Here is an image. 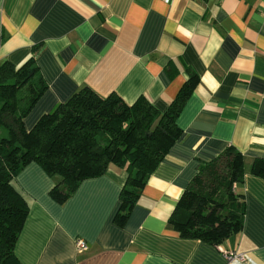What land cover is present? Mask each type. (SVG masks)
<instances>
[{
	"label": "crops",
	"instance_id": "crops-1",
	"mask_svg": "<svg viewBox=\"0 0 264 264\" xmlns=\"http://www.w3.org/2000/svg\"><path fill=\"white\" fill-rule=\"evenodd\" d=\"M34 54L47 88L27 129L84 86L165 111L189 68L199 83L178 117L181 137L123 226L125 168L83 180L63 204L50 195L58 176L35 161L19 172L30 207L15 246L22 264H264V179L251 169L264 155V0H0V61L20 66ZM229 145L244 155L243 230L219 245L180 236L169 222L178 200ZM225 249L246 261H228Z\"/></svg>",
	"mask_w": 264,
	"mask_h": 264
},
{
	"label": "trees",
	"instance_id": "trees-1",
	"mask_svg": "<svg viewBox=\"0 0 264 264\" xmlns=\"http://www.w3.org/2000/svg\"><path fill=\"white\" fill-rule=\"evenodd\" d=\"M199 83L188 78L165 111L145 96L128 103L118 93L102 96L84 86L27 129L24 120L47 88L32 55L22 65L0 61V264H22L15 246L29 214V201L15 177L30 162L58 176L50 195L65 203L83 180L103 175L111 164L128 172L115 216L127 222L149 176L183 131L178 117ZM264 179V155L252 164ZM244 155L227 146L202 162L169 218L182 237L213 245L243 230L246 201Z\"/></svg>",
	"mask_w": 264,
	"mask_h": 264
},
{
	"label": "built area",
	"instance_id": "built-area-1",
	"mask_svg": "<svg viewBox=\"0 0 264 264\" xmlns=\"http://www.w3.org/2000/svg\"><path fill=\"white\" fill-rule=\"evenodd\" d=\"M167 2H169L170 0H165ZM76 248L79 252H82L84 250H86L88 248V243L87 241L80 237L76 240ZM225 257L228 259V261L230 262H234V261H240V262H243V261H246V257L244 254L242 253H237L236 251H233V250H222Z\"/></svg>",
	"mask_w": 264,
	"mask_h": 264
}]
</instances>
